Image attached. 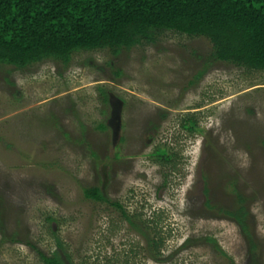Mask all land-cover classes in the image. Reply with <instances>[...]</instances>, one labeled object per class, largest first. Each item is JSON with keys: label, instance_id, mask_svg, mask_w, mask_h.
I'll return each mask as SVG.
<instances>
[{"label": "rangeland", "instance_id": "374dc122", "mask_svg": "<svg viewBox=\"0 0 264 264\" xmlns=\"http://www.w3.org/2000/svg\"><path fill=\"white\" fill-rule=\"evenodd\" d=\"M41 255L264 264V72L173 32L67 65H0V264Z\"/></svg>", "mask_w": 264, "mask_h": 264}, {"label": "trees", "instance_id": "16d2710c", "mask_svg": "<svg viewBox=\"0 0 264 264\" xmlns=\"http://www.w3.org/2000/svg\"><path fill=\"white\" fill-rule=\"evenodd\" d=\"M163 32L205 38L215 61L264 72V0H0V65H67L74 54H118L155 43ZM84 195L108 202L99 188ZM111 205L130 221L121 205ZM41 258L44 264H65L58 255Z\"/></svg>", "mask_w": 264, "mask_h": 264}, {"label": "flooded vegetation", "instance_id": "af4514ba", "mask_svg": "<svg viewBox=\"0 0 264 264\" xmlns=\"http://www.w3.org/2000/svg\"><path fill=\"white\" fill-rule=\"evenodd\" d=\"M140 234H142V233H140Z\"/></svg>", "mask_w": 264, "mask_h": 264}]
</instances>
